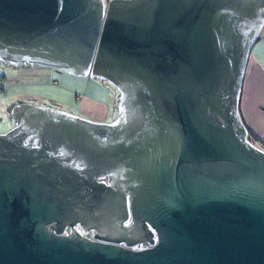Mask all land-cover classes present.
Masks as SVG:
<instances>
[{
  "label": "water",
  "instance_id": "obj_1",
  "mask_svg": "<svg viewBox=\"0 0 264 264\" xmlns=\"http://www.w3.org/2000/svg\"><path fill=\"white\" fill-rule=\"evenodd\" d=\"M263 29L264 0H0L1 62L119 93L105 123L14 107L0 264H264V150L239 112Z\"/></svg>",
  "mask_w": 264,
  "mask_h": 264
},
{
  "label": "crops",
  "instance_id": "obj_2",
  "mask_svg": "<svg viewBox=\"0 0 264 264\" xmlns=\"http://www.w3.org/2000/svg\"><path fill=\"white\" fill-rule=\"evenodd\" d=\"M55 70L56 68L50 66L28 64L15 66L0 63V81L3 83L0 87V134L8 132L15 126L12 115L14 107L25 103L47 105L40 104L39 99L46 96L45 89L55 84L54 79L57 76L64 81L65 89L57 92L61 95L55 96L54 100L60 98L62 103L67 104L64 107L68 109L63 108L65 111L103 123L109 122L110 112L114 115L117 113L118 95L114 90L100 84L98 79L64 75L62 71L56 73ZM239 112L248 132L256 141L264 144V29L248 59ZM2 114L8 119L1 116Z\"/></svg>",
  "mask_w": 264,
  "mask_h": 264
},
{
  "label": "rangeland",
  "instance_id": "obj_3",
  "mask_svg": "<svg viewBox=\"0 0 264 264\" xmlns=\"http://www.w3.org/2000/svg\"><path fill=\"white\" fill-rule=\"evenodd\" d=\"M0 63H2L1 61H0ZM56 71V73H59V72H61L60 70H58V69H56L55 70ZM61 73H63L64 75L65 74H67V73H65V72H61ZM58 74H56V76H57ZM55 80V84L53 83V84H51V85H49L46 89H45V94H46V96H44L43 98H41V99H39L40 101H39V103L40 104H47L46 106H52V107H56L57 109H60V110H62V111H65L64 109H68L67 107H64V106H66L67 104H65V103H62L61 102V99L59 98V100H54V97L55 96H58L59 94L57 93V92H60V91H62L63 89H65V83H64V81L62 80V79H60L58 76L54 79ZM99 83L100 84H102V85H106V87H108L109 89H112V90H114L115 91V94L116 95H118L117 97H119V93H118V91L113 87V86H111V85H109L107 82H105V81H101V80H99ZM78 93H80V91L78 92ZM61 95V94H60ZM59 95V96H60ZM63 100V99H62ZM65 101L66 102H68L66 99H65ZM63 104V105H60V104ZM110 106L112 107L113 106V102L111 101L110 102ZM64 108V109H63ZM117 109V108H116ZM67 112V111H66ZM70 113H72V112H70ZM73 114H75V113H73ZM75 115H77V114H75ZM1 116H3L6 120L8 119V117L5 115V114H2ZM79 116V115H78ZM116 116H117V113L114 115V113H111L110 112V115H109V117H108V121L110 122V121H113L115 118H116ZM82 117V116H81ZM84 118V117H83ZM87 119V118H86ZM90 120V119H89ZM96 122V121H95ZM255 144L260 148V149H262V150H264V146L263 145H261V143H258V142H255Z\"/></svg>",
  "mask_w": 264,
  "mask_h": 264
},
{
  "label": "trees",
  "instance_id": "obj_4",
  "mask_svg": "<svg viewBox=\"0 0 264 264\" xmlns=\"http://www.w3.org/2000/svg\"><path fill=\"white\" fill-rule=\"evenodd\" d=\"M249 137H250V139H251V141H252L253 143L258 142V141H256V139L251 135V133H249ZM258 143H259V142H258ZM261 145L264 146V144H262V143H261Z\"/></svg>",
  "mask_w": 264,
  "mask_h": 264
},
{
  "label": "built area",
  "instance_id": "obj_5",
  "mask_svg": "<svg viewBox=\"0 0 264 264\" xmlns=\"http://www.w3.org/2000/svg\"><path fill=\"white\" fill-rule=\"evenodd\" d=\"M2 86H3V83H2V81H0V87H2ZM80 232H81L82 235H84V236L86 235L83 231H80Z\"/></svg>",
  "mask_w": 264,
  "mask_h": 264
},
{
  "label": "flooded vegetation",
  "instance_id": "obj_6",
  "mask_svg": "<svg viewBox=\"0 0 264 264\" xmlns=\"http://www.w3.org/2000/svg\"><path fill=\"white\" fill-rule=\"evenodd\" d=\"M111 122V121H110Z\"/></svg>",
  "mask_w": 264,
  "mask_h": 264
}]
</instances>
